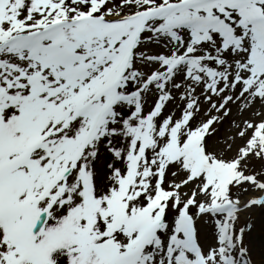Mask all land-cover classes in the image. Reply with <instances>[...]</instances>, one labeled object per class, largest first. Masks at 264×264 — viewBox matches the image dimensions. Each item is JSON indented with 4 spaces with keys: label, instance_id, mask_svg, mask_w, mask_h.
Wrapping results in <instances>:
<instances>
[{
    "label": "snow or ice",
    "instance_id": "1",
    "mask_svg": "<svg viewBox=\"0 0 264 264\" xmlns=\"http://www.w3.org/2000/svg\"><path fill=\"white\" fill-rule=\"evenodd\" d=\"M0 264H264V0H0Z\"/></svg>",
    "mask_w": 264,
    "mask_h": 264
}]
</instances>
